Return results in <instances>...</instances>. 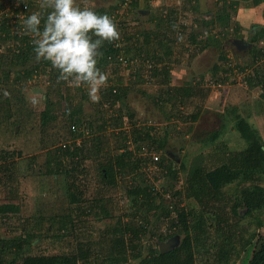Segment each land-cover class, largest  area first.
Masks as SVG:
<instances>
[{
    "label": "rangeland",
    "instance_id": "rangeland-1",
    "mask_svg": "<svg viewBox=\"0 0 264 264\" xmlns=\"http://www.w3.org/2000/svg\"><path fill=\"white\" fill-rule=\"evenodd\" d=\"M147 1H139V9L144 12L137 13L127 11V6L119 0H76V3L81 7L87 6L95 10L100 8L110 10L112 13H109L112 18L115 17L116 21L128 24V34L133 35V32H136L135 36H128L129 40L121 45L127 56L132 60L137 58L138 64L141 66L137 64L138 67H124L120 63L110 64L106 71L109 82L107 81L100 89L98 93L100 100L98 102H93L90 99L87 87L83 84L80 87H73L66 83L61 88H51L49 85V71H46L45 75L40 74L25 83L21 82L18 85L19 88L13 85L14 75H11L8 86L0 87L1 94L6 91L10 96L9 99H11L9 105L1 104L0 106V122H2L0 124V157L5 156L4 160H0V164L6 162L14 166L13 171L17 184L14 196L12 193L7 194V190L3 191L2 186H0V205L11 203L17 204L19 207V212L15 215L8 214V217L3 219L0 215V237L13 239L26 237L28 234L39 236L32 239L29 246L30 254H68L77 240H84L89 232L90 234L93 232L90 236L94 238L97 228L100 229L114 224V217L95 216L94 214L81 215L84 208L95 205H97L95 209L98 213L100 203H95L94 198L100 197L102 194L106 197L110 196L118 202L119 211L112 210V215L116 216V213L130 214L134 209L131 207L133 206L132 201L124 192L129 187L134 174L122 178L118 177L115 188L107 187L101 183L97 169L99 164L102 163L100 157L87 160L85 163L88 171L87 176L84 179L81 176L78 178L80 185L83 182L87 184L83 196L87 202L80 205L69 203L66 179L63 175L49 176L44 174L45 152L51 151L60 144H71L74 141L68 131L70 118L63 110L67 104L66 95L69 96L74 105L81 104V120L96 122L101 118L106 120L107 124H111L113 114L115 120L121 118L124 121L122 127L114 128L108 125L104 131L112 152H115L119 147L122 148V135L124 136L125 131H130L133 124L152 126L155 129L154 137L166 139L164 148L157 154L166 166L169 165L171 160L175 162L173 167L177 170L178 181L175 182L169 176L166 167L160 172L149 171L147 167L151 165L147 166V163L146 165H140L135 173L139 175V180L141 177L145 179V185L153 188L155 192L160 194L167 190V193L163 195L165 200H174L171 193L182 187L185 172L194 156L200 153L205 154L209 158L206 165L214 167L219 163L218 160H220L222 152H232L245 147V142L239 137L238 131L232 128L231 123H226L227 116L231 119L236 114L242 116L247 114L248 121L257 127L264 140V102L259 97L260 88L250 89L245 81L254 66L264 68V61L259 65H253L252 63L253 51L258 52L264 47V37H260L259 41L257 40L249 50L246 48L238 50L232 44V39L238 35L232 32L234 24L237 23L238 14H242L239 17L246 20L247 26L239 32L238 37L247 41L256 31V29L250 30V26L256 24L258 20L255 19L251 22L252 16L248 11L244 12L246 7H242L241 4V8L236 9L237 12H229V29L224 31V38L218 41V46H209L202 53H198L199 46L195 47L190 43L187 36L190 33L200 32L197 39L204 41L202 38H205V34H209L210 31L208 28L201 27V22L214 18L219 13L218 9H222V5L225 4L224 0H196V2L194 0ZM30 2L34 7V11H42L39 6L40 0H31ZM11 3L9 4L7 0H4V7L0 9V11H3V16L5 12L8 14L5 15L6 18L12 12L13 6L15 8L19 6L18 0H13ZM196 5L197 10L194 11L193 8ZM116 7H118V10L114 11L113 9ZM169 8L174 10L172 18L176 20V28L165 25L161 28H155L153 23L150 22V18L160 17L166 23L167 21L164 18L168 17ZM159 12H162V17ZM216 27L217 31H215V26L213 27L215 32H218L219 29L222 32L223 29ZM262 27L263 25L259 28L262 29ZM125 28L127 27H124V30ZM141 30H146L149 34L151 33V36L153 34V39L149 38V43L146 46L143 45L145 36L138 33ZM156 31L159 32L157 41L154 39V32ZM137 33L138 36H136ZM259 42H262V44H259ZM0 51H3L1 43ZM222 52L226 56V60L220 59ZM4 56L7 57L8 55L5 54ZM145 60L148 61V64L153 63L152 68H158L159 72L169 69L170 86L190 84L196 89V99L200 96L203 97L201 107L197 108V106H200L199 100L195 103L194 101L193 103L185 101L187 107H180L186 114L199 110V118L195 122L183 121L182 116H179L178 120L176 117L174 118L171 114L175 113L177 108L170 107V103L157 106L158 98L161 94L163 96L169 85L164 84V86H161L159 84L161 76L148 81L149 74L143 72L145 67L141 64V61ZM3 61L8 63L9 59L4 58ZM230 65L234 67L231 69ZM217 67L218 70L215 71ZM137 68L141 70L140 78L138 75L135 78L133 76ZM243 68L245 70L241 71ZM114 79L118 82H114ZM217 79L222 80V87L220 88H215L209 84L210 80L215 81ZM108 83L109 85L119 83L118 85L122 86L121 89L126 92L123 101L117 105L121 112H117V107H114L113 112H110L107 107L103 108L102 106L104 104L102 91ZM76 88H81V92ZM45 93H48L47 97L54 102L52 106L54 113L52 114L56 116L55 121L51 123V127L47 128L42 127L40 124V113L46 107ZM35 95L42 97L38 104L31 102L32 97ZM98 105L99 108H97ZM233 110L236 112L232 113ZM177 113L180 115V111ZM130 114H133L132 120L129 119ZM215 132H219L217 133L219 138L212 143L210 137ZM89 137L90 135H85L83 139ZM129 140H131L130 136ZM129 147L132 150L135 145L132 143ZM141 156L143 155L139 156L140 159L143 158ZM181 166L184 167V170H180ZM226 191L230 195L234 193L231 187L227 188ZM163 206H167L166 201ZM139 213H143V210ZM66 214H70L72 219H75L74 224H77L78 214L85 223H79L78 226H70L69 222L63 223L60 220ZM154 214L155 212H152L149 216L152 224L157 221ZM156 214H158V211ZM260 218L264 221V216ZM124 220L127 221V219ZM61 225L63 227L60 228ZM91 226L94 229L93 231ZM164 227L166 225H161L160 230H163ZM260 233H263L262 229ZM180 239L181 237L173 238L172 247L178 245ZM214 239L215 235L211 234V242L208 245L213 244ZM151 240L155 241L156 238L145 239V243H150ZM193 243L197 257L196 264H203L204 259H207L208 256L205 251L207 242H205V235L201 228L194 234ZM244 260L245 254H242L235 264H243Z\"/></svg>",
    "mask_w": 264,
    "mask_h": 264
},
{
    "label": "trees",
    "instance_id": "trees-1",
    "mask_svg": "<svg viewBox=\"0 0 264 264\" xmlns=\"http://www.w3.org/2000/svg\"><path fill=\"white\" fill-rule=\"evenodd\" d=\"M119 1L127 6V11L139 13V0ZM143 1L148 2L147 0ZM194 1L196 2V0ZM226 1L224 0L225 4L222 5V9H218L219 13L214 18L203 20L200 26L203 28L218 26L223 29L222 33H225L224 31L229 29V12H237L236 9L241 0ZM262 2L264 0H252L250 7L260 5ZM24 3L28 6V14L23 19L15 20L13 23L8 22L7 18L0 17V43L3 45V51H0V87L8 86L11 75H14L13 85L18 87L21 82L25 83L33 77L40 74L45 75L46 71H49L50 87L54 89L61 88L66 82L57 80V70L53 69L48 61H36L35 59L33 44L31 43L32 37L25 34L23 20L36 11H34V7L29 0H24ZM3 7L4 5L0 3V9ZM169 9L168 17H163L166 19V23L160 17L150 18V22L153 23L155 28H161L163 25L176 28V20L172 18L174 10L173 8ZM193 9L196 11L197 5ZM19 10H22V7L17 8L15 12ZM113 10L117 11L118 7ZM96 11L100 14L107 13L109 16V12H111L110 10L106 12L104 9H97ZM22 12L24 11L22 10ZM159 14L162 17V12H159ZM113 19L116 21L115 17ZM124 27L127 28L124 30ZM128 27L127 23L119 22L117 24L120 32L119 40L111 43L105 41L100 48L99 51L102 55L99 57L97 66L101 71L106 72L110 64H118L120 54L129 58L122 46H115L116 43L120 44L129 40L128 36H135L136 32H133V35L128 34ZM237 31L238 27L233 28L234 33ZM140 34L145 36L144 46L149 43V38L153 39V34L151 36V33L149 34L146 30H142ZM158 35L159 32H154L156 41ZM199 35L200 32L190 33L187 36L190 43L195 47L199 46L198 53H202L209 46H214L212 44H219L216 39L210 37L207 40L200 41L197 39ZM136 36H138V33ZM260 37H264V26L261 33L259 31V33L252 35L248 41L256 43ZM5 54L8 56H4ZM260 55L258 52L253 51V65L257 62V65H259L261 60L256 59L261 57ZM4 58L6 60L8 58L9 62L5 63ZM220 59L226 60L223 52ZM134 60L135 66H141L138 64L137 58ZM145 63L146 60L141 61L144 67ZM139 69L137 68L133 74L134 78L137 75L140 78L141 70ZM216 70H218V67L215 68ZM143 72L145 73V71ZM148 74V81L161 76L159 84L161 86H164V84L169 85L163 94L164 97L161 94L158 98L157 106L170 103V107L173 109L176 107V112L171 115L174 118L176 117L177 120L180 118L179 116H182L183 121L190 120L191 122H195L199 118V110L186 114L180 108L187 107L185 101H191L192 103L194 101L195 103L198 100L200 106H197V108L201 107L203 97L200 96L196 99L197 93L193 86L190 84L170 86V71L168 68L162 72H159L158 68H153ZM113 81L118 82L116 79ZM215 81L222 80L217 79ZM245 81L250 89L260 88L259 97L264 102V68L254 66ZM118 84L109 85L108 83L102 91L104 104L101 105L103 108L107 107L110 112H113V108L123 101L126 94L125 90L121 89L122 86ZM76 89L81 92V88ZM48 95V93H45L46 107L40 113V124L44 128L51 127V123L56 119V116L52 114L54 113L52 110L54 102L47 97ZM9 98V95L0 92V106L1 104L9 105L11 102ZM65 100L67 104L63 110L70 118L68 131L74 141L71 144H60L51 151L45 152L44 174L49 176L63 175L66 179L69 203L80 205L87 202L83 198L87 184L83 182L80 185L78 178L80 176L82 179L86 178L88 171L85 163L87 160L100 157L102 163L99 164L97 169L103 185L115 188L118 177L122 178L134 174L129 187L126 190L124 189L125 195L132 201L133 206L131 207L134 209L130 214L116 213V216L112 215V210L119 211L118 202L110 196L106 197L98 192L102 196L96 197L94 200L95 203H100L98 206L99 212L97 213L95 209L97 205L88 206L81 211V215L94 214L95 216L114 217V224L100 229L97 228L94 238L90 236L93 232L91 234L89 232L87 238L77 240L68 254H30L29 246L32 239L39 237L35 234L13 239L0 237V264H196L197 257L193 242L194 234L199 228L203 230L205 242H207L205 251L208 257L204 259L203 264H235L242 254H245L243 264H264V221L260 218L264 216V140L257 127L248 121L247 114L245 116L236 114L231 119L226 115V123H231L232 128L238 131L239 137L245 142V147L232 152H222L221 158L218 160L219 163L214 167L206 165L209 158L205 154L200 153L194 156L185 172L182 187L171 193L174 200H165L163 195L167 193V190L160 194L155 192L153 188L145 185V179L141 177L139 180V175L135 173L140 165L152 162L157 166V172L166 167L169 176L175 182L178 181L177 170L173 167L175 162L171 160L169 165L166 166L157 154L164 148L166 139L154 137L155 129L152 126L133 124L131 130L125 131L124 136L122 135V148L119 147L115 152H112L104 131L108 125L114 128L123 126L124 121L121 118L115 120L113 114L111 124H107V121L101 118L96 122L81 120V104L74 105L68 95H66ZM97 108H99V105ZM178 111H180V115H178ZM117 112H121L118 107ZM235 112V110L232 111V113ZM132 118L133 114H130L129 119L132 120ZM217 133L219 132L211 135L210 141L212 143L219 138ZM85 135H90V137L83 139ZM129 136L131 140H129ZM77 139L79 140L76 141ZM132 143L135 148L130 150L129 146ZM142 148L152 149L158 156L159 161H153L150 156L145 155L141 156L143 158L140 159ZM4 159L5 156L0 157V160ZM13 169L12 164L6 162L0 164V186H2L3 191L7 190V194L12 193L14 196L17 184ZM180 170H184V167L181 166ZM229 187L234 190L231 195L226 191ZM165 201L167 206H163ZM183 201L184 203H182ZM142 210L143 213H139ZM157 211L158 214H156ZM18 212L19 207L17 204L4 203L0 205L2 219L7 218L8 214L15 215ZM152 212H155L157 223H151L149 216ZM52 219L54 218L52 217ZM124 219H127V221ZM76 220L77 224H74L75 219H72L70 214H66L60 221L63 223L69 222L70 226L85 223L79 214ZM161 225H166V227L160 230ZM261 229L262 234L260 233ZM211 234L215 235L214 243L208 245L211 242ZM176 237H181L180 243L174 245L169 251L161 253L159 244ZM150 238H156V240L145 243V239Z\"/></svg>",
    "mask_w": 264,
    "mask_h": 264
},
{
    "label": "clouds",
    "instance_id": "clouds-1",
    "mask_svg": "<svg viewBox=\"0 0 264 264\" xmlns=\"http://www.w3.org/2000/svg\"><path fill=\"white\" fill-rule=\"evenodd\" d=\"M39 6L43 11L23 20L25 34L32 37L36 61H48L57 70L58 81L73 87L85 85L90 99L98 102V93L109 79L97 66L102 55L99 50L105 41L119 40L115 20L92 7L79 6L76 0H40ZM41 99L35 95L31 102L38 104Z\"/></svg>",
    "mask_w": 264,
    "mask_h": 264
},
{
    "label": "built area",
    "instance_id": "built-area-1",
    "mask_svg": "<svg viewBox=\"0 0 264 264\" xmlns=\"http://www.w3.org/2000/svg\"><path fill=\"white\" fill-rule=\"evenodd\" d=\"M18 3H19V6H18V9L20 8V7H22V10L24 11V12H22V10H19L18 12H15V10L17 9V8H15L14 6H13V10H12V12L10 13V15L8 16V18H7V20H8V22H13L14 23V21L15 20H21V19H23L24 18V16L26 15V14H28V6H27V4H25V3H23V2H20V0H18ZM13 5V4H12ZM11 5V6H12ZM11 6H10V8H11ZM9 8V9H10ZM2 12L3 11H0V17H4L5 19H6V17H5V15L7 16L8 14L5 12V14H4V16L2 15ZM116 22V24H118L119 23V21H115ZM259 41V40H258ZM122 43H120V44H118V43H116V45L115 46H119V47H121L122 45H121ZM259 44H262V42H259ZM258 54H261L260 56L261 57H258L256 60H261V61H259L260 63L261 62H263L264 61V47H262L259 51H258ZM111 57V56H110ZM109 59H112V58H109ZM132 59H130V58H127V57H124L122 54H120V56L118 57V62L120 63V64H122L124 67H127V66H135V64H134V61L135 60H132ZM152 64L153 63H149L148 64V61L146 60V63H145V73H150L151 72V70L153 69L152 68ZM257 64H258V62H257ZM136 67H138V66H136ZM229 67H231V69L234 67L233 65H230ZM147 76V75H146ZM209 84L210 85H212V86H214L215 88H217V87H222V81H213V80H210L209 81ZM141 152H142V155L144 156H150L151 158H152V160L153 161H159V158H158V156L156 155V153L152 150V149H147V148H142L141 150H140ZM149 165H151L150 167H147L148 168V170L149 171H157V166L154 164V163H152V162H149V163H147V166H149Z\"/></svg>",
    "mask_w": 264,
    "mask_h": 264
},
{
    "label": "crops",
    "instance_id": "crops-1",
    "mask_svg": "<svg viewBox=\"0 0 264 264\" xmlns=\"http://www.w3.org/2000/svg\"><path fill=\"white\" fill-rule=\"evenodd\" d=\"M3 1L4 0H0V3H2L3 4ZM13 0H7V3H11ZM29 1H31V0H29ZM252 2V0H247V1H245V0H241V1H239V5H238V7L237 8H241L240 6H241V4H242V7H246V8H244V12H247L248 11V13L250 14V16H252L251 17V19H250V21L252 22V21H254L255 19H256V24H252L249 28H250V30H253V29H256V31L253 33V35L254 34H257V33H259V30H257V28L259 29V27L260 26H264V2H262L260 5H257V6H253V7H250L251 5L250 4H252L251 3ZM10 5H12V3L10 4ZM100 9H104V11H106L107 12V10H105V8H100ZM239 11H240V9H238ZM259 13V14H258ZM253 14H254V17H253ZM256 14V15H255ZM238 16V19H236V21H237V23H235L234 25V28L235 27H238V31L236 32V35L237 36H235L234 37V39H232V44L236 47V49H238V50H242V48L240 49V48H237V46L239 47L240 45L238 44V43H236V40H241L242 42H244L245 43V41H243L242 40V38H240V37H238L239 36V32H241V31H243V29L245 28V27H247L246 26V20H244L243 18H240L239 16H242V14H238L237 15ZM243 16H244V14H243ZM209 19H211V18H209ZM208 19V20H209ZM262 23V24H261ZM261 24V25H260ZM214 26H212V28L211 27H205V28H208L209 29V31H210V33L209 34H205V38H202V39H205V40H207L209 37L210 38H213V39H216L217 40V42L220 40V39H222V38H224V33H222L221 31H220V29H219V31L218 32H215V31H217V27L215 26V31H214V28H213ZM257 27V28H256ZM261 29V28H260ZM232 32H233V29H232ZM227 33V32H226ZM260 33H261V30H260ZM223 34V35H222ZM201 41V40H200ZM212 45H214V46H218V45H215V44H212ZM208 48V47H207ZM206 48V49H207ZM245 49V48H244ZM247 49V48H246ZM202 55V54H201ZM252 56H253V54H252ZM226 57V56H225Z\"/></svg>",
    "mask_w": 264,
    "mask_h": 264
},
{
    "label": "water",
    "instance_id": "water-1",
    "mask_svg": "<svg viewBox=\"0 0 264 264\" xmlns=\"http://www.w3.org/2000/svg\"><path fill=\"white\" fill-rule=\"evenodd\" d=\"M236 43H238L239 45H241V46H243V45H245V43L244 42H242L241 40H236ZM251 45H248V48L250 47ZM245 47V46H244ZM246 48V47H245ZM172 240L173 239H171V240H169V241H167V242H161L160 244H159V249H160V252L161 253H165V252H167V251H169L171 248H172Z\"/></svg>",
    "mask_w": 264,
    "mask_h": 264
},
{
    "label": "flooded vegetation",
    "instance_id": "flooded-vegetation-1",
    "mask_svg": "<svg viewBox=\"0 0 264 264\" xmlns=\"http://www.w3.org/2000/svg\"><path fill=\"white\" fill-rule=\"evenodd\" d=\"M139 1H140V0H139ZM142 12H144V11H141V10L139 11V13H142ZM141 31H142V30H141ZM138 33H140V32H138ZM251 37H252V36H251ZM251 37H250V38H251ZM250 38H249V39H250ZM242 40L245 41V45H243V46L240 45L239 47L237 46V48H240V49L242 48V49H244V48L246 47V48L249 50V49H251V46L254 45V43H251L250 41H247L246 39H243V38H242ZM248 45H251V46L248 48ZM244 46H245V47H244Z\"/></svg>",
    "mask_w": 264,
    "mask_h": 264
}]
</instances>
